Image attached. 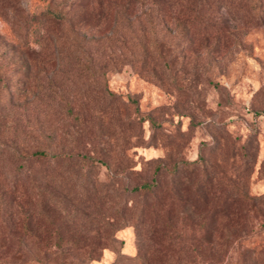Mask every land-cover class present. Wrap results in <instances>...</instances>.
<instances>
[{
    "label": "rangeland",
    "instance_id": "obj_1",
    "mask_svg": "<svg viewBox=\"0 0 264 264\" xmlns=\"http://www.w3.org/2000/svg\"><path fill=\"white\" fill-rule=\"evenodd\" d=\"M46 1L62 19L44 15L41 0H0V237L14 223L22 233L21 220L33 213L54 240L112 237L99 257L74 264H264V26L230 24L206 45L198 17L215 23L221 14L201 3L189 11L190 0ZM15 148L59 153L57 188L46 176L39 187L11 186L24 163L8 155ZM199 156L217 191L196 200L203 170L181 173L183 184L164 171L159 200L150 203L160 216L168 208L174 216L158 218L152 237L136 214L124 224L101 225V232L96 224L56 231L47 223L71 218L58 205L46 207L49 200L72 197L84 185L131 189L150 181L159 162L170 169ZM123 167L129 173L112 179ZM178 186L183 206L196 203L183 226L180 203L166 194ZM202 217L210 224L204 230ZM75 220L84 222V215ZM173 226L184 228L178 237ZM50 249L59 251L53 243ZM32 251L5 247L0 264L61 262V254L44 259Z\"/></svg>",
    "mask_w": 264,
    "mask_h": 264
},
{
    "label": "trees",
    "instance_id": "obj_2",
    "mask_svg": "<svg viewBox=\"0 0 264 264\" xmlns=\"http://www.w3.org/2000/svg\"><path fill=\"white\" fill-rule=\"evenodd\" d=\"M187 3L188 4L185 7L189 11L195 7V4L201 3L205 6L204 9L210 7L214 9V11L216 10L217 13L221 14L220 19L216 20L215 23L208 18V15H201V17H198V24H200L201 27V40L206 45L218 42L220 36H224L223 33L227 32V27L230 24H239L240 26H264V0H190ZM40 6H42V12L44 15L58 20L63 18L61 13L48 8L46 0H41ZM202 13H205V11ZM187 20H189L186 23L187 27H189L190 30L193 29L196 24L195 19L193 18L192 20ZM185 22L186 21H181L180 24L186 26ZM221 31L223 33H221ZM195 36H193L192 39L195 38ZM150 57L151 56H149V53L145 49L143 62L147 63ZM2 154L3 150L0 146V155ZM8 155L15 157L16 160H24V163L20 164L21 170L13 176L11 181H8L11 182V186L19 188L28 184L39 187L40 184H43V180L46 179V176L50 179L49 182L52 189L57 188V182L55 179L56 174H54V163L60 157L59 153L47 152L38 148L29 152L22 150L19 151L15 148L11 149ZM76 155L82 159L85 158L83 156H86V154L83 155L81 153H77ZM94 158L95 157L93 156L91 157V159ZM96 160L102 163L106 162L104 159H100L99 157ZM41 161L50 162L52 165L47 164L48 167H41L39 165ZM35 163L37 165H35ZM205 168L206 160L199 156L193 161L184 160L177 162L170 169H167V164L159 162L155 166L154 174L150 181H143L136 184L131 189L120 186L116 188L112 186L110 187L111 184H109L108 188L105 189H88L84 185L78 189L72 197H68L70 194H65L60 197L58 201L55 200L54 203H51L49 200V205L45 204L48 208L50 205L52 207H56L57 205L59 208L61 207V214L63 213L65 217H71L67 220L69 223L64 220L63 216L60 218V222L56 223L49 220L47 223L56 231H64L65 229L89 231L91 226L96 224L94 229L101 232L103 229L101 228V225H104L105 223H109L111 225V220L114 219H117L118 221L120 220V222L124 224L128 221V218H133L134 214H136L135 222L142 225L148 222L150 226V237H152L154 232L157 231L156 227L158 218L164 217L167 221L172 222L171 219L174 216L171 208L164 210L165 212L160 216L158 213H155L154 208L156 207H154V204L150 203L157 201L162 193L161 185L159 184L161 174L164 171H170L172 172L174 180H176L177 184H183L184 177L181 173L184 171L198 172L203 170L204 174L197 178L194 186L196 200L201 201V199H205L207 194L210 193L212 195L215 191H217V189L212 188V171L210 172ZM118 170L114 171V173L112 172V179L115 180V178H117L116 176H118L117 174L122 175L125 173L126 176L127 173H129V171L124 167L121 169L118 168ZM116 182L117 181H115V183ZM178 187L179 189L176 188L167 190L166 194L169 197L174 198L173 201L175 202L173 203H180L181 212L177 213V215L179 216L181 214L180 217L182 218V224L184 222V215H193L195 212L193 211V208H196V203L188 202L183 206V203L187 198L183 191H181L180 186ZM135 196L138 198L133 200V197ZM67 200L69 201L68 203L71 204L70 210L72 211V214H69L65 209ZM129 200H131L132 203L134 202V204L129 205ZM160 205H164V201H162ZM79 214H83L85 219L84 222H81L80 224L76 223L75 220ZM39 219V215L33 213H29L26 217H24V219L21 220V225L24 229L23 231L21 230L22 233H19V230H13L15 223L12 224L9 228V230L11 229L9 233L0 237V250H3L5 247H11V249H16V254L23 251L24 255L30 256L33 254L32 250L35 249V253L37 255H42V258L44 259L50 258V256L54 254H61L59 255L61 262L57 264H74L77 260H79V262H84L99 257L100 252L107 247L110 241H112V237L108 235L99 236L98 238L93 239L84 233L71 236L59 235L54 240L48 235L44 223L40 222ZM178 221L179 219H177V222ZM199 225L204 230L205 227L210 224L204 223L202 217ZM183 230L184 228L182 227L173 226V230L170 232L174 235L176 232L182 233ZM181 233L178 234L181 235ZM178 234H175V237H178ZM52 243L59 251H50ZM70 257L71 260H69ZM53 259L56 258L53 257ZM59 259L57 261H59Z\"/></svg>",
    "mask_w": 264,
    "mask_h": 264
}]
</instances>
